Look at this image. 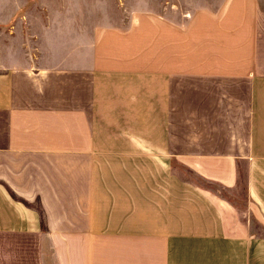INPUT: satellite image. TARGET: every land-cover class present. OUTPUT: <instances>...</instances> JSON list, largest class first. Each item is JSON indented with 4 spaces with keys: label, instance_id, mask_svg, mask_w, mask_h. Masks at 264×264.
Returning a JSON list of instances; mask_svg holds the SVG:
<instances>
[{
    "label": "crops",
    "instance_id": "1",
    "mask_svg": "<svg viewBox=\"0 0 264 264\" xmlns=\"http://www.w3.org/2000/svg\"><path fill=\"white\" fill-rule=\"evenodd\" d=\"M11 46L0 264H264L261 0L101 24L62 81Z\"/></svg>",
    "mask_w": 264,
    "mask_h": 264
},
{
    "label": "rangeland",
    "instance_id": "2",
    "mask_svg": "<svg viewBox=\"0 0 264 264\" xmlns=\"http://www.w3.org/2000/svg\"><path fill=\"white\" fill-rule=\"evenodd\" d=\"M222 0H6L0 41L10 35L12 62L26 57L28 75L67 78L68 69L88 66L93 33L101 24L125 26L133 15L158 11L171 16L197 7L217 8ZM264 6V0H261ZM3 4V3H2ZM3 13V12H2ZM4 14V13H3ZM10 14V15H9ZM10 29V30H9ZM4 33V34H3ZM41 68V69H40Z\"/></svg>",
    "mask_w": 264,
    "mask_h": 264
}]
</instances>
